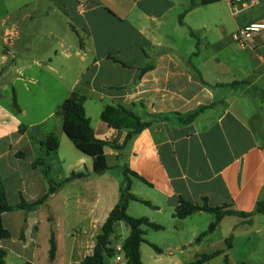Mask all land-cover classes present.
Listing matches in <instances>:
<instances>
[{
	"label": "crops",
	"instance_id": "0c3cea01",
	"mask_svg": "<svg viewBox=\"0 0 264 264\" xmlns=\"http://www.w3.org/2000/svg\"><path fill=\"white\" fill-rule=\"evenodd\" d=\"M250 1L254 7L239 11L221 0L184 14L189 0H0V173L11 206L49 193V180L33 163L49 134L60 139V169L51 178L61 186L35 211L4 214L10 239L14 226L23 250H38L40 238L50 249L54 230L58 249L50 263L81 264L120 202L128 168L149 184L132 177L131 193L157 207L151 209L163 223L156 224L169 231L177 264L193 252L188 245L209 241L207 225L217 231L225 223L222 242L233 237L229 262L233 255L264 262V214L256 213L264 202V33L246 47L233 41L234 33L264 20V0ZM74 91L86 96L101 141L122 146L134 118L150 123L122 149H105L109 170L101 175L57 115ZM14 99L20 111L4 103ZM39 108V119H30ZM107 108L120 129L103 119ZM200 108L206 110L192 123L177 120ZM80 173L86 176L64 183ZM205 199L252 216L174 217L181 200L202 205ZM67 225L75 233L61 248L59 229ZM0 249L6 250L1 242Z\"/></svg>",
	"mask_w": 264,
	"mask_h": 264
},
{
	"label": "trees",
	"instance_id": "16d2710c",
	"mask_svg": "<svg viewBox=\"0 0 264 264\" xmlns=\"http://www.w3.org/2000/svg\"><path fill=\"white\" fill-rule=\"evenodd\" d=\"M219 1L221 0H189V5L184 14L200 6L210 5ZM184 14L181 16V20L183 19ZM85 102L86 96L79 91H74L70 95V97L67 98L58 108L57 115L63 119V130L66 136L73 142L75 147L81 153L93 159V171L95 174L101 175L109 170L107 158L105 155V149L107 147L122 149L135 135H138L145 128H147L150 123H143L140 119L134 118L135 124L133 126V131L128 133L126 140L122 146L101 141L95 137V132L92 127L91 120L87 117L85 111ZM14 107L17 111H20L16 99H14ZM113 110L114 109L112 108H107L103 113V119L107 121L110 126L116 129H120L121 126L119 125V123L111 118L110 114ZM205 110L206 108H200L185 117L177 115V120L182 124H190L195 121L197 117H199V115ZM40 145L45 153L35 160V162L33 163V167L41 168L43 170L45 178L49 180V193L35 203L28 204L24 199H22L21 203L18 206L13 207L8 203L4 182L0 173V241L9 240L11 238L10 231L4 226V214L13 212L15 210H22L26 212L35 211L39 207L45 205L51 195L57 192L61 186L56 184L51 178L52 168L49 162L51 153H56L59 149V137L55 133L49 134L47 138L40 143ZM18 156L22 157L23 154L19 153ZM123 171L125 180L123 186L121 187L120 202L114 207L108 219L102 226L101 234L97 238V244L93 254L91 256H87L81 264H108L107 260L113 259V257L115 256V250L114 248L110 247V237L113 235L116 227L120 223L125 224L130 230V234L123 244V250L129 259V264H144L141 256V246L146 242V240L144 238L145 233L142 228L146 226L157 232L164 230L163 226L151 222L146 217L133 218L128 214L129 204L131 202H138L152 209H157V207H155L149 201L142 200L131 193L132 177L148 184L146 180L140 177L135 172L130 171L128 168H124ZM85 176V173L72 174L64 181V183L72 181L74 179L83 178ZM198 212H205L215 215L217 222L222 221L227 216H239L246 219L252 216V214H245L232 210L230 206L211 207L205 199L202 205L192 204L181 200L180 205L175 210L174 217L182 220ZM256 213L264 214V202H260L258 204ZM203 237L204 235H200L197 238L196 243H200ZM232 241L233 237L230 236L225 240L226 248L223 251H217L212 254H202L201 256H199V259L193 264H206L221 255H224V264H230L229 256L226 253L230 249H232ZM151 246L157 252H160V249L158 247L152 244ZM57 249L58 248L55 232L54 230H52L49 249V260L51 263H53L56 259ZM7 255V250L0 249V264H6Z\"/></svg>",
	"mask_w": 264,
	"mask_h": 264
},
{
	"label": "rangeland",
	"instance_id": "374dc122",
	"mask_svg": "<svg viewBox=\"0 0 264 264\" xmlns=\"http://www.w3.org/2000/svg\"><path fill=\"white\" fill-rule=\"evenodd\" d=\"M4 103L9 107H13L14 105L9 100H4ZM42 109L39 108L35 114L30 116V119L35 120L39 115H42ZM51 125V124H49ZM51 159L54 160V166L52 168V177L56 178L57 171L59 168V163L55 159L57 157L56 153H51ZM115 177L120 178L119 174H115ZM121 178H124L121 175ZM143 186V185H142ZM138 190V188H136ZM140 191V190H138ZM128 214L134 218H142V217H151V220L154 223H163V220L160 216H157V212L153 211L150 207L141 204V203H133L128 211ZM196 223V222H195ZM194 224V223H193ZM215 224H209L206 226V231L209 235V241L204 243L201 247L195 246L191 248L189 245L187 249H193L191 254L187 253L183 258L181 257L182 264H193L195 261L199 259V256L202 254H209L214 250L225 249V243L222 242V237L225 235L228 224H223L222 229H218L214 231ZM69 225L66 228L59 229V239H60V247H68L72 240V235L75 233L74 231L69 229ZM144 238L147 243L142 244L141 253H142V261L144 264H177L179 254H176L175 257L170 255V249H173V245H170V236L169 231L167 232H157L146 226L143 228ZM11 231L13 234L12 239L0 241L2 247H5L8 252L7 264H51L48 257L49 243L44 242L42 238L39 239L38 250L35 251L34 248L29 247L27 250L22 249V245L18 242V235L20 233L19 228L11 227ZM189 232V231H188ZM130 230L125 225L122 224L121 227H116L113 235L110 237V247L115 248L118 245L123 246L124 241L129 236ZM190 235V234H189ZM228 237V236H227ZM155 245L158 248H162L164 253L159 254L152 246ZM240 251H243L242 247H239ZM249 250V249H248ZM217 252V251H215ZM213 252V253H215ZM198 254V255H197ZM196 255V256H195ZM224 257H216L210 262L206 264H224ZM244 261V260H243ZM241 260V256L233 255L232 261L230 264H264V262H260V260L250 258L243 262ZM108 264H115L114 260H107Z\"/></svg>",
	"mask_w": 264,
	"mask_h": 264
},
{
	"label": "built area",
	"instance_id": "2783aa9c",
	"mask_svg": "<svg viewBox=\"0 0 264 264\" xmlns=\"http://www.w3.org/2000/svg\"><path fill=\"white\" fill-rule=\"evenodd\" d=\"M233 9L239 11L244 8L254 7L256 3L250 0H228ZM240 8V9H239ZM264 33V20L251 23L233 34V41L240 47H246L249 42L257 35ZM115 256L113 260L115 264H129L123 246L118 245L114 248Z\"/></svg>",
	"mask_w": 264,
	"mask_h": 264
}]
</instances>
